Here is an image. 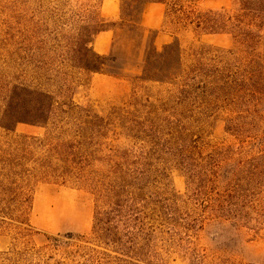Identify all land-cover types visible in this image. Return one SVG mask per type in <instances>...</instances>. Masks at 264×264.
<instances>
[{"label":"rangeland","instance_id":"374dc122","mask_svg":"<svg viewBox=\"0 0 264 264\" xmlns=\"http://www.w3.org/2000/svg\"><path fill=\"white\" fill-rule=\"evenodd\" d=\"M145 1L149 0H118L119 18L101 26L97 19L101 0H0V252L38 248L46 237L72 234L89 239L93 259L100 251L138 264H264V189H255L264 181L259 176L264 174V119H248L245 132L234 135L225 130L227 114L216 113V107L200 104L193 113L179 117L169 110L170 104L164 105L170 87L141 79L145 55L153 45L161 51L177 39L186 60L201 48L234 56L232 38L194 33L178 22L172 9L164 15L161 39L155 42V33L145 30L141 40L142 31L135 23ZM161 1L165 11L181 2L205 12L233 10L237 0ZM106 26L113 34L107 56L125 69L118 71L123 78L80 70L95 64L91 45ZM256 56L264 63V30ZM20 87H37L56 98L72 97L103 119L104 148L137 152L150 149L155 141L167 154L173 135L161 120H179L189 161L181 169L167 157L143 166L121 164L106 175L111 176L100 188L30 177L27 183L21 181V193L14 196L5 191L10 180L3 176L9 143L18 136L43 134L42 129L22 123L28 120L27 112L10 98L20 94ZM121 175L124 181L119 180ZM107 189L126 194L118 198L122 215L136 219L135 231L143 230L134 240V247L142 250L139 259L127 258L96 237L94 216L107 210L102 197ZM138 189L140 195L131 200L127 193ZM21 197L28 205L19 203ZM17 232L32 236L28 242L15 240Z\"/></svg>","mask_w":264,"mask_h":264},{"label":"trees","instance_id":"16d2710c","mask_svg":"<svg viewBox=\"0 0 264 264\" xmlns=\"http://www.w3.org/2000/svg\"><path fill=\"white\" fill-rule=\"evenodd\" d=\"M148 3L165 4L161 0H149L145 1L143 7ZM143 7L139 20L135 23L142 31L141 40L145 31L140 22ZM172 9L178 14V22L194 33L231 36L235 55L217 49L201 48L193 51L191 58L186 60L179 41L175 39L173 43L164 45L161 51L153 45V50L145 55L141 79L170 87L169 97L164 105L170 104L169 110L179 117L193 113L192 108H200V104L206 105V109L214 106L216 113L227 114L226 132L241 135L245 132L248 119H264V63L256 56L260 33L264 30V0H237L233 10L222 8L205 12L176 2L166 9L165 15ZM97 19L98 25L109 24L100 16L99 9ZM111 30L108 26L101 27L96 35ZM153 33L157 35V31ZM92 54L95 64L80 67V70L89 74L123 78L118 71L125 69L116 66V58L100 56L94 52ZM18 91V96L10 98L27 112L28 120L22 123L42 129L43 134L18 136L9 143L3 160V176L10 180L6 183L8 189L5 191L13 192L14 196L21 193V181L27 183L30 177L51 179L61 184L83 183L100 188L111 176L106 175L114 174V170L120 169L121 164L143 166L156 157L159 160L167 157L181 169L189 161L182 146V123L179 120H161L163 127L173 135L168 142L167 154L161 152V145L158 142L155 144V141L150 142L153 146L150 149L143 147L137 152L104 148L101 140L107 129L106 122L74 103L72 97L68 99L59 95L56 98L37 87L34 90L20 87ZM2 128L8 130L7 127ZM210 160L214 161L215 157H210ZM98 165L100 167L96 168ZM259 176L264 179L263 173L259 172ZM124 177L121 175L119 180L124 181ZM255 187L256 190L264 189V181L257 183ZM102 191L105 192V184ZM139 193L141 190L138 189L127 195L131 200H136ZM124 195L126 194H115L110 189L102 195L106 200L107 210L95 212L96 237L100 243L125 254L127 258L132 255L133 259H139L142 250L134 247V240L143 230L135 231L132 223L136 219L122 215L123 206L118 198ZM20 199L19 203L28 205L26 197ZM125 208L133 206L125 205ZM22 213L23 209L17 218L19 224L22 223ZM121 226L123 230L120 229ZM31 236L17 232L14 239L28 242ZM88 240L87 237H75L72 234L46 237L38 248L24 246L22 249L12 247L1 251L0 264H138L133 260L110 258L100 251L95 253L93 259Z\"/></svg>","mask_w":264,"mask_h":264},{"label":"crops","instance_id":"0c3cea01","mask_svg":"<svg viewBox=\"0 0 264 264\" xmlns=\"http://www.w3.org/2000/svg\"><path fill=\"white\" fill-rule=\"evenodd\" d=\"M100 16L106 21H116L120 11L118 0H101ZM165 15V5L161 3H148L144 5L141 15V25L147 31H157L155 42L161 39L160 28ZM112 31L98 33L92 42V51L100 56H107L112 49Z\"/></svg>","mask_w":264,"mask_h":264}]
</instances>
